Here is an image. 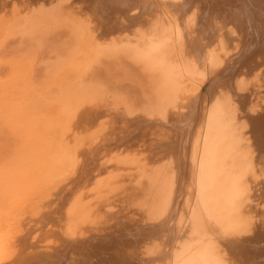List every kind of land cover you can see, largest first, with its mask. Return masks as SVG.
Segmentation results:
<instances>
[{
	"label": "bare ground",
	"instance_id": "6f19581e",
	"mask_svg": "<svg viewBox=\"0 0 264 264\" xmlns=\"http://www.w3.org/2000/svg\"><path fill=\"white\" fill-rule=\"evenodd\" d=\"M36 250L264 264V0H0V264Z\"/></svg>",
	"mask_w": 264,
	"mask_h": 264
},
{
	"label": "rangeland",
	"instance_id": "374dc122",
	"mask_svg": "<svg viewBox=\"0 0 264 264\" xmlns=\"http://www.w3.org/2000/svg\"><path fill=\"white\" fill-rule=\"evenodd\" d=\"M29 1H31V0H29ZM59 38L62 39V41L66 40L65 33H63V32L58 33L54 39L59 40ZM10 43H14L15 46L16 45L18 46L19 40L14 39V40H11ZM43 67H44V65H42L40 63L38 65H36V68H35L36 75L42 74V71H43L42 68ZM106 85L111 86L109 82ZM121 89H124L125 92L128 94V96L132 100H134L138 105L143 103V101L145 100V97H144L145 93L148 94L150 91V89L146 86V84H144V82L142 83L141 80L136 75L134 76L133 79L123 80V82H121ZM117 221L118 220L114 218V220H112L110 222L113 224L109 223L110 226L116 227ZM76 257L77 256L74 255L72 252L67 253V258L69 261H71L72 259H74ZM31 258H33V259H31ZM76 259H79V257H77ZM80 259L82 260L81 257H80ZM47 260H48V257L45 256L44 250L29 251V253H27L25 256H23V260H22L23 263L22 264H49L50 260L49 261H47Z\"/></svg>",
	"mask_w": 264,
	"mask_h": 264
}]
</instances>
